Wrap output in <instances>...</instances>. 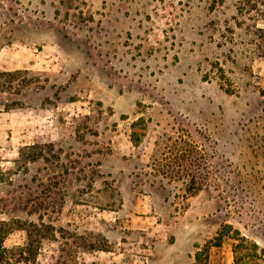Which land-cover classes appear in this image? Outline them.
<instances>
[{"label": "rangeland", "instance_id": "374dc122", "mask_svg": "<svg viewBox=\"0 0 264 264\" xmlns=\"http://www.w3.org/2000/svg\"><path fill=\"white\" fill-rule=\"evenodd\" d=\"M0 162V195L59 181L26 264H193L225 223L264 247V0H0Z\"/></svg>", "mask_w": 264, "mask_h": 264}, {"label": "trees", "instance_id": "16d2710c", "mask_svg": "<svg viewBox=\"0 0 264 264\" xmlns=\"http://www.w3.org/2000/svg\"><path fill=\"white\" fill-rule=\"evenodd\" d=\"M3 73L6 75H13L15 74V71H6ZM135 124L136 123H133V125ZM139 137L140 135L131 133V138L136 144L140 139ZM50 148L53 147L50 146ZM19 154L22 158L27 160L37 161L43 156V145L39 143L24 145L20 147ZM11 173L12 170L3 168L0 162V181H3L8 177L9 178L6 179V181L11 180ZM56 176L57 175L51 176L52 178L50 179V183H48L49 185H47L46 188H43L39 193L32 192L30 189V194L24 196V188L20 185L17 190L7 191L6 195H0L1 213L8 214L7 210H9V208L12 210L19 209L28 214L33 212L37 213L38 219L37 221H29L28 219L10 216L5 219H0V264H19V260L24 261L25 264L30 260L34 261L40 253L43 240L55 238L54 226L50 223L44 222V215L38 212L40 208L44 207V197L46 199H51L49 201L50 204H55L57 202L59 193L55 192L56 196L52 195L54 187L59 184V181L55 180ZM15 229H23L26 232V241L18 248V261H12V258L8 255L6 247L4 246L5 237ZM226 238H231L233 241L234 264H264V247H261L256 241L243 235L239 229L234 228L230 223L223 224L214 239L206 242L202 248L196 252V261L193 264H197V261L200 264H206L205 261L211 247L221 245ZM71 255L72 253H69L66 258L71 257Z\"/></svg>", "mask_w": 264, "mask_h": 264}]
</instances>
